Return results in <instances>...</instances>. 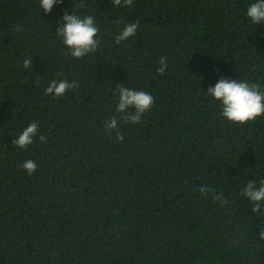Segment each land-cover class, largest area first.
<instances>
[{
    "label": "trees",
    "instance_id": "16d2710c",
    "mask_svg": "<svg viewBox=\"0 0 264 264\" xmlns=\"http://www.w3.org/2000/svg\"><path fill=\"white\" fill-rule=\"evenodd\" d=\"M83 2L45 14L39 0H0V264H264V217L240 195L264 180V117L233 124L206 96L221 77L264 88L254 0ZM65 12L94 16L96 53L65 56ZM129 22L137 35L117 45ZM57 78L79 88L45 95ZM119 85L154 97L142 123H121L122 142L104 128ZM32 121L46 142L25 151L12 141ZM204 184L229 204L202 198Z\"/></svg>",
    "mask_w": 264,
    "mask_h": 264
},
{
    "label": "clouds",
    "instance_id": "9594fccd",
    "mask_svg": "<svg viewBox=\"0 0 264 264\" xmlns=\"http://www.w3.org/2000/svg\"><path fill=\"white\" fill-rule=\"evenodd\" d=\"M63 0H39V7L45 14L53 10L54 5L62 3ZM134 0H112V5L116 7L132 6ZM80 8L86 7L81 0ZM246 16L253 25H264V0H254L247 10ZM139 22H129L124 24L123 29L116 35L115 42L119 45L135 37L138 32ZM100 29L93 15L81 17L73 12H65L62 22L57 27L56 34L62 40L65 46V56L70 55L75 59H83L89 54L97 52L101 40L98 38ZM167 58H160V67L157 72L163 75L167 69ZM31 59L26 58L23 61L24 68L31 67ZM62 76V74H60ZM79 88V82L69 81L67 79H53L45 89V95H50L54 99L65 96L69 91ZM113 95L117 97L115 105L116 115L105 122V132L111 136L115 135L118 142L124 140L120 125L140 124L142 117L153 107L154 97L143 90L119 85L113 90ZM206 96L212 97L219 102L220 116L233 123L244 125L264 117V88L259 83L249 82L247 80H232L221 77L214 86H209ZM39 125L36 121L30 122L18 135L12 143L20 149L28 150L38 136ZM40 142H46L45 135H39ZM22 168L28 175H32L37 170V163L32 159L23 161ZM200 196L204 199L218 203L221 207L229 204L224 193L213 187L204 184L198 189ZM240 195L249 201L253 207L252 212L258 216L264 217V180H249L241 190ZM259 236L264 239V226L259 231Z\"/></svg>",
    "mask_w": 264,
    "mask_h": 264
}]
</instances>
